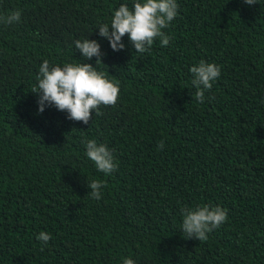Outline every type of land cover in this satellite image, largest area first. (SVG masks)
<instances>
[{"label":"trees","instance_id":"trees-1","mask_svg":"<svg viewBox=\"0 0 264 264\" xmlns=\"http://www.w3.org/2000/svg\"><path fill=\"white\" fill-rule=\"evenodd\" d=\"M133 0H0V264H264V0H177L178 15L150 52L113 51L99 36ZM106 55L86 60L77 39ZM44 60L91 63L117 83L116 106L92 120L39 113ZM220 77L193 100L189 69ZM86 140L113 151L111 175L86 156ZM164 141V148L158 145ZM103 183L101 199L87 180ZM227 210L208 239H184V207ZM51 240L43 250L38 234Z\"/></svg>","mask_w":264,"mask_h":264},{"label":"clouds","instance_id":"clouds-1","mask_svg":"<svg viewBox=\"0 0 264 264\" xmlns=\"http://www.w3.org/2000/svg\"><path fill=\"white\" fill-rule=\"evenodd\" d=\"M243 2L253 5L257 0ZM177 15V0H133L132 8L122 3L114 11L110 23L99 25V36L108 40L113 51H121L127 47L123 42L127 35L135 52L142 55L151 51L157 39L162 46L169 45L171 37L164 29L170 26ZM20 20L19 10L0 16V23L4 25L16 24ZM75 48L86 60L96 57V65L103 63V57L106 55L101 51V44L89 38L77 39ZM189 71L192 74L191 84L196 89L193 100L203 103L205 92L212 89L213 82L221 75V68L215 63L201 60ZM37 80L38 86L32 93L38 96L39 113L42 114L47 106H54L57 110L66 112L69 120L83 122L85 125L92 120L93 113L100 115L101 106H116L120 93L119 85L110 81L103 72H98L91 63H66L61 67L44 60L39 67ZM85 145L86 156L94 163L98 172L111 175L117 170L118 165L114 163L113 151L106 144L86 140ZM164 146V141H160L158 148L163 150ZM86 183L90 189L87 196L94 200L101 199L103 183L97 179L87 180ZM181 212L184 239H197L200 242L207 240L208 234L218 229L228 219L227 210L208 204L186 206ZM51 238L45 231L38 234L41 250ZM123 264H135V261L131 257H125Z\"/></svg>","mask_w":264,"mask_h":264}]
</instances>
